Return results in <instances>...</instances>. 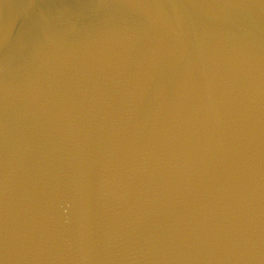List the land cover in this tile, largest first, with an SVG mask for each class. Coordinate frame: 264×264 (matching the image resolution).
Returning <instances> with one entry per match:
<instances>
[{"label":"water","instance_id":"95a60500","mask_svg":"<svg viewBox=\"0 0 264 264\" xmlns=\"http://www.w3.org/2000/svg\"><path fill=\"white\" fill-rule=\"evenodd\" d=\"M0 264H264V0H0Z\"/></svg>","mask_w":264,"mask_h":264}]
</instances>
